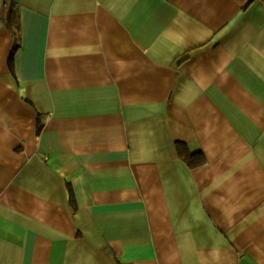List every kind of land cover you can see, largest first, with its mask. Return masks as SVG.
I'll use <instances>...</instances> for the list:
<instances>
[{"label": "crops", "instance_id": "crops-1", "mask_svg": "<svg viewBox=\"0 0 264 264\" xmlns=\"http://www.w3.org/2000/svg\"><path fill=\"white\" fill-rule=\"evenodd\" d=\"M0 264H264V0H0Z\"/></svg>", "mask_w": 264, "mask_h": 264}]
</instances>
